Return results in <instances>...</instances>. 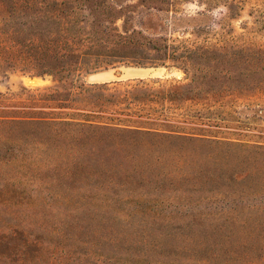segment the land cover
<instances>
[{"label": "rangeland", "instance_id": "1", "mask_svg": "<svg viewBox=\"0 0 264 264\" xmlns=\"http://www.w3.org/2000/svg\"><path fill=\"white\" fill-rule=\"evenodd\" d=\"M108 2L106 11L119 14L104 20L94 13L96 29L109 39L132 35L167 45L175 58L155 61L153 51L124 48L122 63L82 81L111 88L146 79L169 87L203 75L193 85L201 100L167 111L179 127L173 130L193 140L105 133V144L75 154L72 139L48 132L10 138L0 126V264H264V0ZM198 49L224 54H189ZM141 57L156 64L130 65ZM251 65H259L257 72ZM124 68L161 73L89 81L93 73ZM78 86L8 73L0 76V100L14 104L26 91L74 93ZM210 91L216 95L206 98Z\"/></svg>", "mask_w": 264, "mask_h": 264}, {"label": "trees", "instance_id": "2", "mask_svg": "<svg viewBox=\"0 0 264 264\" xmlns=\"http://www.w3.org/2000/svg\"><path fill=\"white\" fill-rule=\"evenodd\" d=\"M110 5L108 0H0V76L19 72L30 77L50 76L58 83L69 79L79 83V91L74 93L36 90L26 91V96L19 97L18 103H8L6 97V101L0 100V126L6 127L3 134L10 138H26L48 132L49 136L72 139L76 143L75 154L80 150L94 151V142L105 144L102 137L105 133L178 136L193 140L184 132L173 130L179 127L169 123L167 111L180 108L186 101H200L201 90L193 85L203 75L197 77L194 73L189 84L169 87L159 84L158 80L146 79L135 80L133 84L130 81L113 83L111 88L107 83L86 85L82 81L84 75L100 67L122 63L124 48L139 55L153 51L155 61L175 58V52H170L167 45L133 41L132 35H114V39H109L113 36L111 33L96 29L94 13L104 20L114 19L119 14L107 12ZM234 52L233 55L239 53ZM189 54L206 59L218 58L224 53L198 49ZM141 58L131 61L130 65L156 64ZM257 68L259 65L250 71L257 72ZM155 84L159 85L155 87ZM214 95V91H210L206 98ZM43 108H68L88 113L44 112ZM105 113L114 117H105ZM131 117L137 121L130 120ZM129 123L137 126L130 128ZM253 262L245 259L241 264Z\"/></svg>", "mask_w": 264, "mask_h": 264}, {"label": "water", "instance_id": "3", "mask_svg": "<svg viewBox=\"0 0 264 264\" xmlns=\"http://www.w3.org/2000/svg\"><path fill=\"white\" fill-rule=\"evenodd\" d=\"M161 73L160 69L156 68H124L121 71L111 72V71H103L93 73L89 76V78H93L97 80L99 76L103 74H108L111 80H120L124 78H147V77H155ZM104 83V82H101Z\"/></svg>", "mask_w": 264, "mask_h": 264}, {"label": "bare ground", "instance_id": "4", "mask_svg": "<svg viewBox=\"0 0 264 264\" xmlns=\"http://www.w3.org/2000/svg\"><path fill=\"white\" fill-rule=\"evenodd\" d=\"M110 80H111V78L108 76V74H103V75L99 76V78L97 80H94L93 78H89V81L91 83H101V82H107Z\"/></svg>", "mask_w": 264, "mask_h": 264}]
</instances>
